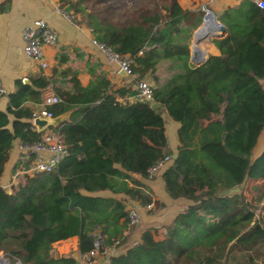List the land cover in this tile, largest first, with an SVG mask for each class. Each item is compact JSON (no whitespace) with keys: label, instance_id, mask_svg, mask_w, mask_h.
Listing matches in <instances>:
<instances>
[{"label":"trees","instance_id":"trees-1","mask_svg":"<svg viewBox=\"0 0 264 264\" xmlns=\"http://www.w3.org/2000/svg\"><path fill=\"white\" fill-rule=\"evenodd\" d=\"M61 4L91 35L132 58L133 82L150 77L159 104L150 107L132 86H113L104 70L89 68L91 78L81 84L78 70L65 65L64 47L50 74L30 76V83L15 79L0 108V176L16 138L31 144L42 136L29 117L46 88L60 98L45 106L54 116L71 111L50 125L66 146L56 169L22 172L10 191L0 182V252L9 264H74L71 254L53 253L54 241L73 235L82 251L96 239L105 246L118 239L119 247L131 222L124 198L92 193L110 190L152 202L133 174L150 177L149 168L165 155L171 156L160 174L165 191L189 202L170 222L145 227L110 264H230L236 252L248 264L258 257L264 264V213L258 211L264 148L253 156L264 129V6L238 0L216 13L226 28L212 38L219 53L195 64L189 56L203 18L199 7L186 10L178 0ZM164 109L178 123L174 158ZM259 179L247 193L249 182ZM240 184L238 191L219 194Z\"/></svg>","mask_w":264,"mask_h":264},{"label":"crops","instance_id":"crops-1","mask_svg":"<svg viewBox=\"0 0 264 264\" xmlns=\"http://www.w3.org/2000/svg\"><path fill=\"white\" fill-rule=\"evenodd\" d=\"M204 0H178L179 4L186 10H194ZM216 1V2H215ZM238 0H214V4L209 7L214 13H219L227 5H231ZM72 12L64 9L61 0H0V84L11 91L14 88L16 78H27L38 73H51V66L56 62V54L62 47L68 55V61L65 65L78 70V78L81 84L85 85L91 78L90 69L95 71L104 70L110 79L113 86H132L136 88V82H133L135 75H127L123 72H118L114 64L108 63L105 56L98 52H93L90 46V33L84 26H80L76 21L68 19L63 15V12ZM120 13V12H119ZM44 18L57 32V39L45 46V59L48 66L42 68L38 63L26 56L22 51V28L30 23L34 18ZM202 23V22H201ZM201 23L197 26L199 27ZM196 27V28H197ZM195 28V29H196ZM194 29V30H195ZM194 32V31H193ZM193 37V34H192ZM191 37V41H192ZM191 44V43H190ZM201 52L199 57L206 58L208 53H219V49L212 42V39H206L199 43ZM205 50V51H204ZM48 68V69H47ZM134 96H129V99ZM7 96L3 95L0 99V108L5 109ZM35 105L34 107H36ZM71 110L60 114L59 123L68 119ZM165 109L161 114L165 121V132L168 140L169 148L172 153L176 150L177 135L176 129L178 123L171 117L165 118ZM167 113V112H166ZM57 122V123H58ZM54 126L55 124H50ZM50 125L45 126L42 131H52ZM25 153V154H24ZM21 161L14 168V164ZM28 161L27 148L19 139H15L9 156L5 161L0 182L5 189L6 185L10 191L12 186L19 181V174L24 169L23 163ZM162 169L154 173L150 177H140L138 174H133L134 177H139L140 181L147 187L153 199V206L148 208L145 204H141L138 200L124 196L122 193H113L110 190H99L92 194L104 196H116L124 198L126 208H135L139 214V220L136 223H131L124 229V237L118 247L119 251H124L128 246L136 243L140 239V234L145 227L159 226L168 223L172 220L175 214L182 210L189 202L186 198L173 199L168 196L163 186V180L160 176ZM131 184V182H130ZM157 210H154L156 207ZM53 253L55 256L71 254L73 257L78 251V236L73 235L67 238L59 239L53 242Z\"/></svg>","mask_w":264,"mask_h":264},{"label":"built area","instance_id":"built-area-1","mask_svg":"<svg viewBox=\"0 0 264 264\" xmlns=\"http://www.w3.org/2000/svg\"><path fill=\"white\" fill-rule=\"evenodd\" d=\"M255 3L263 7L264 0H254ZM214 0H204L199 8L203 12V18L206 20L207 16L211 12L209 7ZM63 15L68 19L76 21V17L72 12L62 11ZM22 51L24 54L34 59L38 65L42 68L48 66L45 59V46L53 43L57 39V32L49 25L44 18H34L30 23L26 24L22 28ZM90 46L93 52L101 53L105 56L108 63L114 64L116 70L124 71L128 74H133L131 69L132 58L128 55L121 54L111 48V46L99 39L90 35ZM23 80V79H22ZM152 83L146 79H140L136 83V97L139 99L152 100ZM6 89L0 84V99L6 94ZM60 98L53 92L52 89L46 88L42 93V100L31 111L29 119L34 124V119L37 116L53 117L54 115L45 106L47 104L58 101ZM35 126V124H34ZM36 128V127H35ZM27 148L28 155L31 153L30 164L27 168H24L22 172L33 171H52L56 169L57 164L66 152V146L59 137L58 132L47 131L43 132L42 136L31 144L23 143ZM170 155H165L162 159H159L155 164L149 168V176L162 169L170 160ZM154 202L146 204V207L150 208ZM129 216L131 223H136L139 220L138 211L135 208L129 209ZM119 240L116 239L112 246L101 245L99 239L94 241L93 246L88 250H80L74 255V264H110V259L114 253L119 252L116 246ZM0 264H9L7 257L3 253H0ZM20 264V261H17Z\"/></svg>","mask_w":264,"mask_h":264},{"label":"water","instance_id":"water-1","mask_svg":"<svg viewBox=\"0 0 264 264\" xmlns=\"http://www.w3.org/2000/svg\"><path fill=\"white\" fill-rule=\"evenodd\" d=\"M210 15H212V18L213 20L215 21V24H217V27L219 29V33L215 34L216 37H221L225 34V31H226V28H225V25L223 23H221L218 19H217V16L216 14L214 13L213 10H211L210 12ZM206 20L204 18H202V23L199 27H197L194 32H193V37H192V41H191V44H190V56H189V59L191 62L195 63V64H199L201 63L204 58L202 59L201 57H199V54L203 51H201L200 47H199V43L200 41L205 38L208 34L207 33H200V29L202 28V26L205 24ZM120 72H123L127 75H132V74H128L124 71H120ZM23 81L27 82V83H30V80L27 79V78H23ZM159 104L158 101H154V100H149V105L150 107H156L157 105ZM59 119H60V114L59 115H56V116H53V117H42V116H37L35 119H34V124H35V127L37 130H42L45 126L47 125H50V124H58L59 122ZM58 122V123H57ZM177 155V152L176 150L173 151L172 153V157H176ZM134 174H137V173H134ZM243 186V184H240L238 186H233V187H224L222 188L220 191H219V194H225V193H231V192H234V191H238L241 187ZM5 190H8V186L6 185L5 187ZM9 259L7 258V261Z\"/></svg>","mask_w":264,"mask_h":264},{"label":"rangeland","instance_id":"rangeland-1","mask_svg":"<svg viewBox=\"0 0 264 264\" xmlns=\"http://www.w3.org/2000/svg\"><path fill=\"white\" fill-rule=\"evenodd\" d=\"M216 2V1H215ZM214 2V3H215ZM122 3V2H121ZM213 2H212V5L214 4ZM122 6V5H121ZM73 13V15L78 19V15L77 14H75L74 12H72ZM202 22V21H201ZM214 37H216V35L215 34H212V33H209L205 38H203L201 41H204V40H206V39H212V38H214ZM200 41V42H201ZM48 69V68H47ZM143 79H146L147 81H149L150 83H152V81H151V79H150V77L148 78V77H143ZM263 82H264V78H263ZM163 112H164V110H163ZM165 114V118L166 119H168L170 116L165 112L164 113ZM264 148V129L261 131V133H260V135H259V137H258V141H257V144L255 145V147H254V149H253V156H255L256 154H258L262 149ZM25 154V153H24ZM261 180L259 179V180H257V181H251V182H249V184L247 185V187H246V192L247 193H251V192H253V188H252V184L254 183V182H260ZM153 206V205H152ZM151 206V207H152ZM259 206H260V208L258 209V211L260 210L262 213H264V196L262 197V199H261V202L259 203ZM159 207H161V206H158V207H156L154 210H157ZM0 253H2V252H0ZM263 260H262V258H260V257H258L256 260H255V262H256V264H260L261 262H262ZM233 262H236V263H238V264H248V259H247V256L243 253V252H236V255H235V259H231V261H230V264H233Z\"/></svg>","mask_w":264,"mask_h":264},{"label":"bare ground","instance_id":"bare-ground-1","mask_svg":"<svg viewBox=\"0 0 264 264\" xmlns=\"http://www.w3.org/2000/svg\"><path fill=\"white\" fill-rule=\"evenodd\" d=\"M204 32L207 34L208 33H212V34L219 33V29L217 27V24H215V21L213 20L212 15H210V14L207 16L205 24L200 29L201 34Z\"/></svg>","mask_w":264,"mask_h":264}]
</instances>
